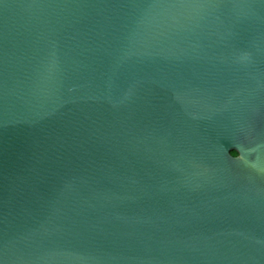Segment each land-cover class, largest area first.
Returning <instances> with one entry per match:
<instances>
[{
    "label": "water",
    "instance_id": "obj_1",
    "mask_svg": "<svg viewBox=\"0 0 264 264\" xmlns=\"http://www.w3.org/2000/svg\"><path fill=\"white\" fill-rule=\"evenodd\" d=\"M0 264H264V0H0Z\"/></svg>",
    "mask_w": 264,
    "mask_h": 264
},
{
    "label": "clouds",
    "instance_id": "obj_2",
    "mask_svg": "<svg viewBox=\"0 0 264 264\" xmlns=\"http://www.w3.org/2000/svg\"><path fill=\"white\" fill-rule=\"evenodd\" d=\"M231 156L235 159H243V155L239 150H235L234 152H232Z\"/></svg>",
    "mask_w": 264,
    "mask_h": 264
},
{
    "label": "trees",
    "instance_id": "obj_3",
    "mask_svg": "<svg viewBox=\"0 0 264 264\" xmlns=\"http://www.w3.org/2000/svg\"><path fill=\"white\" fill-rule=\"evenodd\" d=\"M231 151H232V152H234V151H235V149H232Z\"/></svg>",
    "mask_w": 264,
    "mask_h": 264
}]
</instances>
